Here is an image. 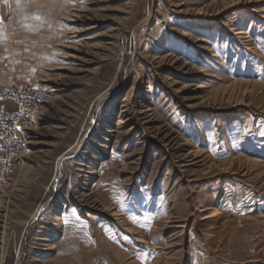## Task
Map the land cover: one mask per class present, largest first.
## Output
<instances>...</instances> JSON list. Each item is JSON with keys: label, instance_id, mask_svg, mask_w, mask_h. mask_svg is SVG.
I'll return each mask as SVG.
<instances>
[{"label": "rangeland", "instance_id": "obj_1", "mask_svg": "<svg viewBox=\"0 0 264 264\" xmlns=\"http://www.w3.org/2000/svg\"><path fill=\"white\" fill-rule=\"evenodd\" d=\"M26 1L0 264H264V0Z\"/></svg>", "mask_w": 264, "mask_h": 264}, {"label": "built area", "instance_id": "obj_2", "mask_svg": "<svg viewBox=\"0 0 264 264\" xmlns=\"http://www.w3.org/2000/svg\"><path fill=\"white\" fill-rule=\"evenodd\" d=\"M22 73L21 66L15 67L16 75ZM51 98L50 90L24 87L17 80L0 86V189L12 171L18 150L26 143L35 114Z\"/></svg>", "mask_w": 264, "mask_h": 264}, {"label": "crops", "instance_id": "obj_3", "mask_svg": "<svg viewBox=\"0 0 264 264\" xmlns=\"http://www.w3.org/2000/svg\"><path fill=\"white\" fill-rule=\"evenodd\" d=\"M0 16V86L16 79L21 86L37 88L27 74H15L17 66L28 70L34 65L31 59L37 47L35 9L30 1L0 0Z\"/></svg>", "mask_w": 264, "mask_h": 264}, {"label": "snow or ice", "instance_id": "obj_4", "mask_svg": "<svg viewBox=\"0 0 264 264\" xmlns=\"http://www.w3.org/2000/svg\"><path fill=\"white\" fill-rule=\"evenodd\" d=\"M261 135H264V132H262Z\"/></svg>", "mask_w": 264, "mask_h": 264}, {"label": "bare ground", "instance_id": "obj_5", "mask_svg": "<svg viewBox=\"0 0 264 264\" xmlns=\"http://www.w3.org/2000/svg\"><path fill=\"white\" fill-rule=\"evenodd\" d=\"M238 35H240V33H238Z\"/></svg>", "mask_w": 264, "mask_h": 264}]
</instances>
